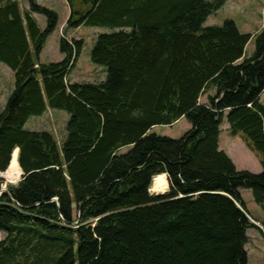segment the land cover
Masks as SVG:
<instances>
[{
    "label": "trees",
    "instance_id": "16d2710c",
    "mask_svg": "<svg viewBox=\"0 0 264 264\" xmlns=\"http://www.w3.org/2000/svg\"><path fill=\"white\" fill-rule=\"evenodd\" d=\"M27 1L22 11L0 0V63L14 74L0 111V172L18 149L23 173L0 194V264H248L256 226L240 192L264 212V27L245 59L251 35L232 21L204 27L227 0H90L83 9L65 0V32L111 30L90 52L106 80L77 84L68 76L83 41L61 37L63 60L40 63L59 20ZM47 109L69 115L61 144L25 130ZM224 117L261 173L237 170L219 150ZM181 118L190 128L180 139L151 132ZM158 175L169 190L151 195Z\"/></svg>",
    "mask_w": 264,
    "mask_h": 264
},
{
    "label": "rangeland",
    "instance_id": "374dc122",
    "mask_svg": "<svg viewBox=\"0 0 264 264\" xmlns=\"http://www.w3.org/2000/svg\"><path fill=\"white\" fill-rule=\"evenodd\" d=\"M19 4L22 11L29 9L27 0H11ZM90 0H76V8L83 9L84 6ZM213 2L215 0H207ZM36 4L54 11L58 16V27L51 34L44 46V49L39 57V61L42 64L58 63L64 58V55L60 52L59 41L61 37L67 40L75 39L82 40L84 45L83 49L77 58L75 66L71 70L68 76L70 83L77 84H97L106 80V69L102 66L96 65L90 61V52L99 34L110 33L111 30L101 27H87L81 26L77 29L67 30L60 28V24L64 21V13L67 11V6L63 4V0H36ZM33 17L37 20V24L41 30H44L46 26L45 18L39 14H33ZM225 21H232L237 30L242 34L251 35V39L245 48V59L252 57L255 51V38L264 27V0H227L224 6L212 14L204 27L221 26ZM0 79L2 81L3 88L6 82H11L14 87V74L4 64L0 63ZM8 98L0 95V111L3 109ZM207 100V98H206ZM204 101V98L201 100ZM261 104L264 106V94L261 97ZM69 120L67 112L62 110L47 109V111L41 116H35L25 125V130L36 132H51L56 138L58 144H61L65 137V126ZM228 124L226 117L223 118L221 125L222 135L227 129ZM190 128L188 122L181 118L171 126H157L152 129V133L167 137L170 139H180L183 134ZM130 148H125L120 153L125 154ZM238 162L236 163L239 171H248L253 174L254 166L251 161L237 154ZM256 159V158H255ZM257 161V159H256ZM258 162V161H257ZM22 176L20 175L21 180ZM16 182H10L7 179L0 177L1 191L7 190L8 186H15ZM166 180V178H165ZM167 183V189L160 193L152 186L150 188L151 195H164L169 190V184ZM242 197L245 201L247 210L250 213L259 212L263 213L258 206H256L252 200V194L250 190L243 189ZM253 211V212H252ZM254 222V221H251ZM258 224V223H256ZM264 231V224H258ZM248 243L246 245L248 264H264V232L258 229V227L251 228L247 231ZM5 233L0 231V242L4 239Z\"/></svg>",
    "mask_w": 264,
    "mask_h": 264
},
{
    "label": "crops",
    "instance_id": "0c3cea01",
    "mask_svg": "<svg viewBox=\"0 0 264 264\" xmlns=\"http://www.w3.org/2000/svg\"><path fill=\"white\" fill-rule=\"evenodd\" d=\"M63 4L65 6H67L68 9H67L66 13H64V21L60 24V28L65 27V24H66V22H67V20H68V18L70 16V8H69V6H68V4H67V2L65 0H63ZM207 20H206V22H207ZM206 22H205L204 26L206 25ZM2 84H4V83H2V81L0 79V95H3V96H5V98H8L9 95L11 94L12 90H13V84H11V82L8 81V82L5 83L6 85H5L4 88H3ZM263 94H264V92L261 94V97H262ZM207 96L208 95L201 97L200 100H199V103L200 104H206ZM261 97H260V102H261ZM202 98H204L203 102L201 101ZM222 132L223 131L221 130L220 135H219V143H218L219 150L225 152L228 155V157L231 159V161L235 165L236 169H237L236 163L238 162L237 154L239 153L242 157H244L245 159L251 161L252 165L254 166V168H253L254 170L253 171L255 173H258V174L261 173L262 172V166H261L259 160L257 159V157L249 149L246 148V146L244 145L242 140L239 137H233L230 134V132H229V127H227V129L224 131L225 133L223 135H222ZM255 158L257 159L258 162L256 161ZM163 176L166 177L165 175H163ZM240 193H241V197H242V191ZM242 199H243V197H242ZM252 200H253V198H252ZM249 214H250L252 220L255 223L264 224V212L263 213H259V212L250 213L249 212Z\"/></svg>",
    "mask_w": 264,
    "mask_h": 264
},
{
    "label": "bare ground",
    "instance_id": "6f19581e",
    "mask_svg": "<svg viewBox=\"0 0 264 264\" xmlns=\"http://www.w3.org/2000/svg\"><path fill=\"white\" fill-rule=\"evenodd\" d=\"M21 169L17 162V156L14 152L8 169L1 173L0 177L7 179L10 182H16L20 179ZM153 187L162 193L167 189V183L163 175H158L153 179Z\"/></svg>",
    "mask_w": 264,
    "mask_h": 264
},
{
    "label": "water",
    "instance_id": "95a60500",
    "mask_svg": "<svg viewBox=\"0 0 264 264\" xmlns=\"http://www.w3.org/2000/svg\"><path fill=\"white\" fill-rule=\"evenodd\" d=\"M14 152L16 153V156H17V158H18V149H16ZM14 152H13V153H14ZM12 155H13V154H12ZM22 175H23V173H22V171H21V176H22ZM3 192H4V190L0 191V194L3 193Z\"/></svg>",
    "mask_w": 264,
    "mask_h": 264
},
{
    "label": "built area",
    "instance_id": "2783aa9c",
    "mask_svg": "<svg viewBox=\"0 0 264 264\" xmlns=\"http://www.w3.org/2000/svg\"><path fill=\"white\" fill-rule=\"evenodd\" d=\"M19 181H20V180H19ZM255 225H256V227L259 228V230H261L262 232H264L263 229L261 228V226H259L258 224H255Z\"/></svg>",
    "mask_w": 264,
    "mask_h": 264
}]
</instances>
